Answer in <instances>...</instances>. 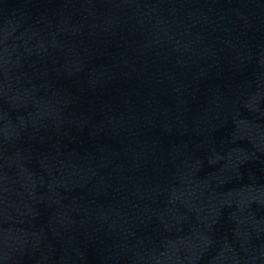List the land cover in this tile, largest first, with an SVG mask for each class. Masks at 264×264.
Wrapping results in <instances>:
<instances>
[{
    "label": "water",
    "instance_id": "water-1",
    "mask_svg": "<svg viewBox=\"0 0 264 264\" xmlns=\"http://www.w3.org/2000/svg\"><path fill=\"white\" fill-rule=\"evenodd\" d=\"M0 264H264V0H0Z\"/></svg>",
    "mask_w": 264,
    "mask_h": 264
}]
</instances>
